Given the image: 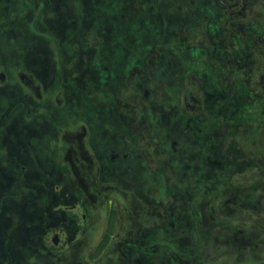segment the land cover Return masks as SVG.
Returning <instances> with one entry per match:
<instances>
[{
    "label": "rangeland",
    "instance_id": "1",
    "mask_svg": "<svg viewBox=\"0 0 264 264\" xmlns=\"http://www.w3.org/2000/svg\"><path fill=\"white\" fill-rule=\"evenodd\" d=\"M237 1L242 4L239 8L229 0H0V217L9 230L3 239L9 242L10 236L16 237L6 255L0 253V264L13 258V251L20 254L17 264L46 261L34 245L26 243L23 229L15 227L16 205L26 203L19 200L32 191L30 185L18 183L25 171L16 159L22 145L16 146L17 141L7 134L11 126L13 131L30 133L28 138L33 137L38 147L31 154L25 147L21 163L30 156L36 163L32 170L40 175L46 174V163L52 170L60 163L63 169L57 171L64 177V161L69 162L75 175L68 169V177L78 183L77 188L89 201L86 205L94 229L68 253L56 257L53 264H136L125 246H132V242L151 247L147 232L162 223L167 225L168 217L173 219L184 206L190 207L198 186L193 189L180 183L169 168L165 169L168 179L160 205L146 203L151 197L144 193V202L137 197L133 202L125 191L120 195L110 192L98 183L93 171L84 127L78 122H64L65 79L73 80L81 74L89 85L91 77L96 76L95 67L103 68L112 58L125 67L124 76L119 74L117 79V96L129 104L117 108L126 109L124 113L130 116L132 110L144 114L148 107L138 83L151 95L164 97L174 91L173 98L182 113L207 120L215 112L206 102L210 94L204 87L205 72L213 68L222 71L221 78L227 74L223 96L235 105L244 100L245 117L234 124L223 121L216 125V141L224 142L221 149L231 165L226 172L224 168L219 170L214 182L204 186L214 189L219 176L231 185L264 182V0ZM64 5L70 8L69 23ZM108 55L110 62L106 61ZM161 62L168 70H176L173 89L162 77ZM138 120L144 139L140 145L149 150L147 157L154 164L151 148L157 138L147 127V118ZM35 132L43 133L42 138H34ZM158 147L162 149V145ZM59 177L62 186L64 178ZM254 215L264 217V210ZM216 233H208L212 236L208 238L207 232L197 229L193 249L180 245L183 249H178L174 242L153 251L149 248L155 254L150 261L160 264L163 259L169 264L168 258L172 264H246V257L238 260L229 256V250L223 251L226 235Z\"/></svg>",
    "mask_w": 264,
    "mask_h": 264
},
{
    "label": "flooded vegetation",
    "instance_id": "2",
    "mask_svg": "<svg viewBox=\"0 0 264 264\" xmlns=\"http://www.w3.org/2000/svg\"><path fill=\"white\" fill-rule=\"evenodd\" d=\"M229 1L235 8L242 6L237 0ZM69 10L70 8L64 5L66 23L71 20ZM109 56L106 58L108 62ZM112 61L102 65L103 68L95 67L96 76L91 77L89 85L84 82L85 75L80 74L73 80L65 79L67 89L64 91V122L69 121L72 124L78 122L84 127L82 131L98 183L104 184L110 192L118 195L125 191L130 194L128 196L132 197L133 202H136L135 197L144 202L142 197L144 193L151 197L145 201L150 205L162 204L165 197L162 195L168 179L165 169L172 170V176L180 183L191 185L193 189L198 186L192 195L190 207L184 206L176 217L173 215V219L168 217L167 225L162 223L147 232L151 247L142 248V245L132 242V246H125L128 257L136 264H154L150 261L152 256H155L151 251L158 247L169 246L167 244L174 242L183 248L193 249V234L199 229L201 233L207 234L222 231L223 235H226V239L222 240L223 251L227 253L229 250V256L238 260L246 257L244 258L247 260L246 264L264 261V217L254 215L258 210H264V182L231 185L223 183L222 176H219L214 183V189H207L204 186L214 182L219 170L224 168L226 172L228 165H231L227 153L221 149L224 142L216 141V125L223 121L234 124L236 120L240 121L245 117L244 100H241L243 104L235 105L232 100L223 96L224 88L228 84L227 74L221 78L219 72L222 71H213V68L205 72L204 87H207L205 90L210 94V99L206 102L215 113L213 115L210 113L209 119L203 120L195 115L188 116L179 110L177 101L173 98L174 91L170 90L177 84L176 70H168L169 68L161 62L162 77L166 79L167 86L171 87L170 92L165 93L164 97L156 96L155 93L151 95L144 85L137 83L136 86L148 107L144 114L132 110L133 114L130 116L124 113L126 109L117 108V105L125 107L129 105L127 101L117 96V79L119 74L124 76L125 67H122L120 62H115L114 58ZM99 78L101 81H97ZM144 117L147 118L145 120L148 123L147 127L152 130L151 134L157 138V143L151 148L155 153L154 164L147 157L149 150L143 149L140 145L144 139L139 132L138 118ZM11 130L7 131L9 137L13 138L14 142L17 141L16 146L22 145L18 146L21 151L18 150L20 153L16 159L25 171L21 173L24 177L18 178V183L30 185L32 191L31 195H26L23 200L19 195L21 199L19 201L26 203L16 205L18 209L13 212L15 227L23 229L26 243L34 245L33 249L46 259L43 264H53L56 257L68 253L76 242L84 235L86 238L87 233L94 229L90 224L92 215L86 205L89 201L85 192L77 188L78 183H74V180L68 177V169L72 172L68 167L69 162L64 161V177L60 170L57 171L59 167L63 169V164L60 163H57L59 167L55 170L46 163L43 166L51 169H43L46 174L42 175L32 170V167L36 168V163L31 162L30 156L21 163L19 160L25 147L29 154L38 147L33 137L28 138L30 133L13 131L12 126ZM35 133L34 138L39 136L42 138L43 133ZM161 145L162 149H159L158 146ZM203 146L207 149L203 150ZM160 150H165V153ZM73 174L72 172L71 175ZM60 175L64 178L62 186L58 181ZM76 179L80 182L78 178ZM94 192L98 193L95 190ZM204 192L206 194H202ZM170 213L171 211L168 212L169 215ZM2 222L0 217V253L5 252L6 255L9 244L13 243L16 237L10 236L9 242L8 239H3L9 230ZM210 236L207 235L208 238L212 237ZM182 240L184 241L181 242ZM180 246L177 248L183 249ZM149 248L151 251H148ZM19 255L13 251V258H7L6 264H17ZM166 260L172 264L170 259ZM160 264H165L163 259Z\"/></svg>",
    "mask_w": 264,
    "mask_h": 264
},
{
    "label": "bare ground",
    "instance_id": "3",
    "mask_svg": "<svg viewBox=\"0 0 264 264\" xmlns=\"http://www.w3.org/2000/svg\"><path fill=\"white\" fill-rule=\"evenodd\" d=\"M85 151V150H84ZM104 192V191H103ZM129 197V199L131 200L132 199V197L131 196H128ZM93 238V237H92Z\"/></svg>",
    "mask_w": 264,
    "mask_h": 264
}]
</instances>
